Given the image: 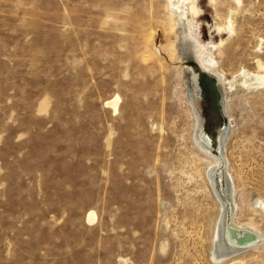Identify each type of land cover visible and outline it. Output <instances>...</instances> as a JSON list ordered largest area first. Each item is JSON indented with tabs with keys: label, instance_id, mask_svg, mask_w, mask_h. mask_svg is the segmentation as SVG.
I'll use <instances>...</instances> for the list:
<instances>
[{
	"label": "rangeland",
	"instance_id": "374dc122",
	"mask_svg": "<svg viewBox=\"0 0 264 264\" xmlns=\"http://www.w3.org/2000/svg\"><path fill=\"white\" fill-rule=\"evenodd\" d=\"M192 2L218 71L264 72V0ZM177 42L168 0H0V264H264V239L214 254L222 201L187 97L214 146L231 123L233 220L264 238V82L227 84L222 118Z\"/></svg>",
	"mask_w": 264,
	"mask_h": 264
},
{
	"label": "bare ground",
	"instance_id": "6f19581e",
	"mask_svg": "<svg viewBox=\"0 0 264 264\" xmlns=\"http://www.w3.org/2000/svg\"><path fill=\"white\" fill-rule=\"evenodd\" d=\"M172 5L173 12L175 14L176 28L178 29V42L176 44V51L186 60V58L196 61L200 68L214 76L217 79L218 88L224 96V88L227 84H239V85H250L252 80L255 82H264V72L251 71L243 69L242 72L239 70L242 79L228 78L224 72L218 71V61L215 57L214 50L216 44L212 40H201L199 27L196 24L194 18L190 19L188 12L196 14L198 10L195 7L193 0H168ZM195 17V16H194ZM230 28L233 29V21H230ZM258 66L264 68V62L262 59H257ZM185 68V67H184ZM188 68V67H187ZM190 71L187 69V72ZM218 78H217V77ZM186 77V76H185ZM188 80H186L187 82ZM186 83V85H188ZM185 85V86H186ZM190 86L188 85V89ZM188 93V98L191 100L192 110L194 111L195 128H194V140L195 143L208 155L214 158V164H212L208 170V177L212 180L214 188L218 193L222 201V212L218 220L216 230V241H215V256L218 258L226 255H232L236 252L243 250L244 248L252 247L263 240L262 238L255 241L249 242L250 239L257 238V230L252 226L239 225L234 222L233 214L236 210L237 204L234 198V183L228 174V156H227V144L230 138L232 128L231 123H225L222 127L221 132L216 137L217 144L214 146V139L212 135L205 131L204 116L200 108L196 105L195 100L191 92ZM121 96L120 94H114L113 97L106 101V105L110 106L115 112L120 109ZM203 152V153H204ZM222 167L220 175L221 188L218 187V175L216 173L217 167ZM255 203L264 207V199L258 197ZM96 218V212L90 211L88 215L89 221H94ZM241 240H243L241 242ZM240 241V242H239ZM241 243V244H238ZM224 256V257H226Z\"/></svg>",
	"mask_w": 264,
	"mask_h": 264
},
{
	"label": "water",
	"instance_id": "95a60500",
	"mask_svg": "<svg viewBox=\"0 0 264 264\" xmlns=\"http://www.w3.org/2000/svg\"><path fill=\"white\" fill-rule=\"evenodd\" d=\"M186 61H188L194 67V69L196 70L197 76L200 77L201 81H203L204 84L207 83V86L205 85L207 88V91L213 94L215 105L218 107L221 117L225 118L226 117L225 108H224L225 99L223 98L222 92L218 88V84L216 80L210 74H207L206 72H204L196 61H192L189 58H186ZM261 238L262 236L261 237L259 236L257 238L250 239L249 242H255ZM242 241L243 240H241V242ZM238 244H241V243H238Z\"/></svg>",
	"mask_w": 264,
	"mask_h": 264
}]
</instances>
